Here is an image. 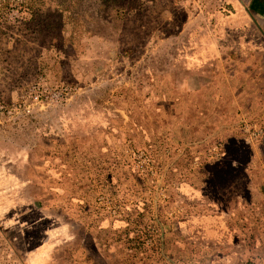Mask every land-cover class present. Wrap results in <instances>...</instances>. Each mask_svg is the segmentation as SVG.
<instances>
[{
	"label": "rangeland",
	"instance_id": "rangeland-1",
	"mask_svg": "<svg viewBox=\"0 0 264 264\" xmlns=\"http://www.w3.org/2000/svg\"><path fill=\"white\" fill-rule=\"evenodd\" d=\"M230 1L0 0V182L18 180L0 183V227L18 264L45 243L67 264H264V210L236 201L240 122L264 116L237 90L264 96V59H194L189 40Z\"/></svg>",
	"mask_w": 264,
	"mask_h": 264
},
{
	"label": "crops",
	"instance_id": "crops-1",
	"mask_svg": "<svg viewBox=\"0 0 264 264\" xmlns=\"http://www.w3.org/2000/svg\"><path fill=\"white\" fill-rule=\"evenodd\" d=\"M228 6H231V12L226 11V14H222L220 12L217 15L215 13L217 22L214 26V29L212 27V30H209V33L203 32L201 34L199 31H195L193 35H190V42H195V48L191 50L192 55H194L193 58L195 59L198 57L199 59H215L225 53L223 51L224 49L229 50L231 47H235L237 57H255L257 59H264V0H233V2L230 1V3H228ZM190 63L196 64V62L193 61ZM252 67L253 65L247 67L246 69L237 67L233 71L231 70V72H233L235 75L227 78V81L240 80L245 81L247 85L248 81H253L252 79H249L250 75H252L254 72L252 71L251 74ZM258 68L264 70L263 65L253 67L254 70H258ZM218 70H220V73H222L223 71L228 72V69L224 70V67L221 66ZM237 92L236 104L241 107H249L247 108V111L249 113L255 114L259 111L260 107L264 106V96H261L260 91L259 93L252 95L251 99H248L246 97L247 95L245 94L243 89L241 90V92H239L238 90ZM254 133H257V135L254 136ZM240 134V139L237 138V140L247 143L251 147L252 153L248 157L246 162V181L245 183L239 185L237 188L240 193L236 197V201L238 202L237 209H242V206H244L243 203L251 205L253 206V214L255 215L254 218L258 217V220H260L259 215L261 212L259 208H262V210H264V116L260 118H252L249 120L242 119V121L240 122ZM220 147L219 150L222 155V153L224 152V141L220 144ZM7 180H10L9 182L11 185H13L14 182H18V180L10 178L2 180L3 182L1 181L0 183H4ZM244 187H246L248 191L247 196H243L241 194V191L244 189ZM26 203V205H29L28 202ZM28 208H30V206ZM4 209H1L0 207L1 215L3 214V211L5 212ZM255 209H257V211H254ZM22 212H25V210L20 211V213ZM43 218L48 217L45 215ZM258 220L255 219L254 221ZM35 222H37L36 225L34 223L29 229H32L33 226H37V224L40 223V221L38 222L37 220ZM257 225L260 226L259 223H257ZM240 228L242 230L243 227L236 228L237 233L238 231L240 233ZM3 232V229L0 227V264H18V258L14 257L11 249L8 247V243H5L4 239L2 238ZM259 233H261V230H259ZM196 235L198 236V234ZM195 238L196 237H193V239ZM14 239L15 238L13 237V239L11 240V246L15 251V255L17 256L19 247L16 246ZM193 239L187 242L188 246L192 245L191 242H193V246L197 244V241ZM47 244L48 243H45L43 245L39 244L41 245V247L35 244L32 246L28 245L27 249H30L28 251H34L29 257L28 264H32V262L37 258L47 255L49 256V262L47 264H67L65 263L67 260L64 259L63 252L65 249H62L63 251L60 249L58 254L57 250H55L56 253L54 254V249L47 250L45 248ZM56 255H59L58 257H56L57 263L54 262V256Z\"/></svg>",
	"mask_w": 264,
	"mask_h": 264
},
{
	"label": "built area",
	"instance_id": "built-area-1",
	"mask_svg": "<svg viewBox=\"0 0 264 264\" xmlns=\"http://www.w3.org/2000/svg\"><path fill=\"white\" fill-rule=\"evenodd\" d=\"M255 135L254 136H256L257 135V133H254ZM251 136H252V134H251Z\"/></svg>",
	"mask_w": 264,
	"mask_h": 264
}]
</instances>
